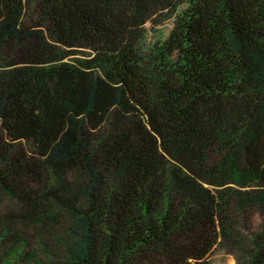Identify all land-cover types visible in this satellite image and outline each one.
<instances>
[{"label":"trees","instance_id":"obj_1","mask_svg":"<svg viewBox=\"0 0 264 264\" xmlns=\"http://www.w3.org/2000/svg\"><path fill=\"white\" fill-rule=\"evenodd\" d=\"M234 187L264 203V0H0V225L64 228L56 260L18 230L8 255L208 264Z\"/></svg>","mask_w":264,"mask_h":264},{"label":"rangeland","instance_id":"obj_2","mask_svg":"<svg viewBox=\"0 0 264 264\" xmlns=\"http://www.w3.org/2000/svg\"><path fill=\"white\" fill-rule=\"evenodd\" d=\"M37 19V14H34ZM173 25V18L166 15L157 16L147 21L141 30V36L137 41L138 54L142 61V67L146 75H152L156 50L167 38ZM60 50V48H58ZM62 50V49H61ZM66 59L86 57L88 48L66 51ZM255 192L248 188L234 187L231 190L227 206V230L219 243L211 253L208 264H252L251 256L257 249V237L264 231V203L258 201ZM1 203L0 213L10 206L16 208L15 203ZM15 230L28 236V245L37 248V258L56 260L62 257V238L64 228L59 224L51 229L34 230L30 225L15 223L0 225V264H23L24 259L20 254H7L6 243ZM8 236L2 240L3 236ZM44 238V239H43ZM43 239V240H42ZM42 240V241H41ZM41 243L46 244L48 251L45 254ZM39 245V247H38ZM1 259H4L1 262Z\"/></svg>","mask_w":264,"mask_h":264}]
</instances>
